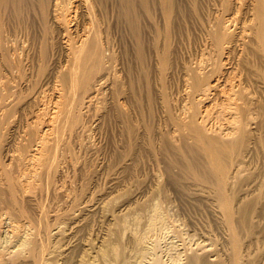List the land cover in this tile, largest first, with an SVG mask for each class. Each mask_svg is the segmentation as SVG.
<instances>
[{"label": "bare ground", "instance_id": "1", "mask_svg": "<svg viewBox=\"0 0 264 264\" xmlns=\"http://www.w3.org/2000/svg\"><path fill=\"white\" fill-rule=\"evenodd\" d=\"M147 1H149V2L151 1V2H153V4H156L159 7V8L158 7H156V8H158V10L161 9L163 11V12H160V13H162L161 15L165 14V16L169 15V13H171V11L175 12V8H176L175 6H177V5H175L174 0H0V15L6 16L5 11H7L8 12L7 18L10 19V20L9 19L7 20L8 24H10L9 26L5 25L7 21L6 22H5V20L3 21V22H5V24H3V27H4V25L6 26L5 29L2 27V24L0 25V27H1L0 28V119L2 118L1 120L3 122L7 121L6 123L8 124V122H10V121H21L22 118H25L28 114L34 113L33 118H35V119H32V121H35L36 125H39L38 123H40V121H45L46 119H48L47 120L48 122H52L50 124L47 123L49 125L48 128H45L44 130H43V128H41L40 133L37 132L38 131L37 128H35V130L34 129L28 130V132H26V135L24 138L22 136L23 134L21 135L23 140H21L22 139L21 138L20 139L21 141L19 144H17L15 147L7 149L5 152V154H7V152H8V154L10 156L9 162H11V165L13 166V169L10 168L9 171L10 172L12 170L14 172L17 171V175L15 176V181H14V179L12 180L11 173H10L11 177L7 176V175L6 176L3 175V178H2V176H1V180L3 179L4 180L3 182L6 183L5 185L8 186V187L6 186L4 188L5 189L8 188V189L6 191H4V188L0 187V189H1L0 204L3 203L2 208L3 207L5 208L4 210L6 211V213H9L7 215H10L11 219H13V222H15L12 225L13 227H16V229H17L19 226L18 223L21 222L25 228L23 227L24 231L22 230L24 232V234H20L19 237L18 236L16 237L18 232H17V234H15V237L17 239L15 240L16 243H14L15 245L12 249H10V250L6 249L7 251L5 250L6 251L5 253H3L4 249L3 250L1 249V251H0V262L1 263H4V264H43L42 262L47 261L46 260L47 257H45V252L48 249L45 250V248H46V245L48 243L46 244L45 240L47 241V238H50V237L46 236V239L44 240V244H45L44 245L42 240L45 238V235H44V238L42 237V235L44 233H46V231H47V233H49L48 229L50 226L49 227L47 226V228H45L46 230L44 229V227L48 223L47 224L45 223V225L43 226V224L41 222L47 221V217H46V219H44L45 218L44 214L42 215L40 213V211H45V210H42V208H45V207L41 206L42 208L40 210H38L40 207L38 209L36 208V211L38 210L39 213L43 217L42 218L43 220L40 219V220H42L41 222H39L40 221L39 218H38V221H36L37 217L35 218V216H36L35 213H33V214H35V215H33V217L35 218V220H34L32 215H30V214H32L31 211H28V209H26V210H27V214L29 212V215L26 214V211H24V210L21 211L22 205L20 206V208L16 207V208H18V209H16L15 206H17L16 205L17 201L14 198V193H15L14 191L16 190V188L14 186H16V185H14L13 182L15 184L17 182H19L21 180V178L26 176L28 171H30L31 175H33V176H35V174H38L37 176L42 175L41 173H43L44 175L46 173L50 176L51 175L50 170L54 171V169L56 172H58V170H56L57 166H55V163H58L59 160H57V159L58 158L60 159V157H57L59 153H57V156H56L57 158L55 157V155H56V152L60 148H62L61 146L66 144V143H64V141H66V137H65V140H63L64 139L63 135L62 136H60V135H61V133H63L62 132L63 130H66V128L67 129L69 128V131L68 130H66V131L71 134V131L75 128L74 127L75 124H73V123L75 121L76 122L80 121L79 120L80 116H81L80 114H83V112L81 113V111H82L81 109L84 108V110H87L85 108H86V105L89 106L88 105L89 99L92 96H95L94 93L96 94L98 92V90L96 89L100 86L99 85L97 87L98 84H101V83L104 84L106 79L107 80L111 79V80H109L110 82L107 84V87H106L108 89L107 91H111V93H112L113 90H116L118 92L119 91L123 92L124 88L126 90L127 86L126 87L124 86V88H122L123 85H122V87L120 86V84L123 83V79H122V83H121V81H119L120 79L117 78V74H115L116 73L115 70H113L115 63L117 64V62H114V60L116 61L117 59H114L115 58L114 52L111 49H114L113 47L116 45H114L115 43H113L112 46L113 45L114 46L113 47L111 46L112 42L110 41V39H112V38H110L109 36H113V35L107 34L108 31L106 30V21H107V19H110L111 17H113L114 18L113 21L115 20L114 22H117L119 24L123 23V26L124 27L127 26L126 29L129 28V31L132 30V33L135 36V31L138 30V29L136 30V28H138L137 26L140 23V22L138 23V21H139V19L141 20V17L139 18V16L137 15L138 12L139 13H141V12L140 11L137 12V9L139 10L140 7L145 8V6L148 5ZM156 5H154V6H156ZM154 6L150 5L148 7L154 8ZM141 8H140L141 11L147 10V9H141ZM156 11H157V9H156ZM151 12H153V11H151ZM26 13H27V16L29 15V17H28L29 19L32 18V17L30 18V15L35 16L34 18H36V20H35L36 22H33L31 20L30 21L33 22L35 25L37 23V26L42 31V35H41L42 39L41 40L39 38L40 35L39 36L37 35V39L39 40V42L43 43L47 39H48V41H50L49 38H52L51 40H53V38H54L59 43V47H60V48H58L59 51L57 50L58 54H56V52H55L56 50L53 52H55L56 56L58 55L59 58H61L62 60L60 59L61 60V62L59 61L60 64L58 63L59 65L56 68H53V70L51 71V72H53V73H51L52 74L51 79L53 81V84L51 83L52 86L49 84L51 87L54 86V88H55L54 90H57L56 88H58L57 95L55 98L52 99L53 101L51 100L52 106H51V109H49V110H51L49 118H46L44 120H42L43 118L41 117V115L42 114H44L45 116L48 115V114L46 115L47 111L44 110L45 107H47L48 103L44 106L45 101H44V103H42L43 99H42L41 95L36 94V96H34L32 98V104H29V105H33L34 106L33 109L29 108V110H27L26 112L19 114L22 107L20 106L21 109H19L20 107L17 108V105L20 103V100H19V98H20L19 94L20 93H18L17 88H20L19 85L21 84L20 82H21V79L23 78V70H24L25 65H27V64H25V62L30 59L29 63H31L33 61L32 59H34L33 54L35 53V51H34L35 47L33 48V46H32L34 43L30 44L31 41L28 37V35L30 33L28 34L29 29H27V28H28V26L30 28L31 25H27V23L29 24V22H27V23L25 22L27 20L26 19L27 17L26 18L24 17V16H26ZM154 13H156V12H154ZM142 14H143V12H142ZM176 15H178V14H176ZM183 15H184V18H183L184 22L191 23V26L194 25V27L197 26L200 30V33H201L200 34L201 40L197 39V41L200 40L199 41L200 46L197 44L200 47V48H198V46H197V48L199 49L198 50L199 54H198V56L195 54L196 58L197 57H199V58L196 59L197 61L194 59L197 62V65L196 66L193 65V66H195V68H193V67L189 68V66H192V65H189L188 67L186 65V67L188 69L186 67H184L185 68L184 70H188L185 72V75H186V76H184L185 81H183L185 83L184 85L187 88V91H185L186 92L185 94H187V92H189V95L190 96L192 95L191 97H193L194 94H196V93L199 94V92H201L202 94H205V96H207L206 95L207 93H211V92H208L209 90H211V89L215 90L217 92V95H218V97L216 98L217 99L216 103H215V107H216L215 111L216 112L211 109V111L212 112L214 111L216 114L214 117L217 116V117H219V119H221L223 117H220V116L228 113V119L227 120L232 121V124H234L231 127L234 130V132L231 130V132L229 133V135L232 133L231 136L226 135L228 133V130H227V133L224 134V136H226V137H221V136H217V135L213 136V135L205 134L202 132V130H200L198 124L195 123L196 120H195V116H194V111L197 108L196 106H195L196 108L191 107L192 109H195L194 111H192V109H191V111L193 113L192 112L188 113L186 111L187 115L190 114V115H188V117H189L188 119H186L184 117L181 119L180 125L182 128L186 129V131H184V138L189 137V138L196 139L199 141V143L202 146H205L204 149H202L203 151L201 150V152L203 153V156H201V157H203L204 160H202L203 159L202 158L201 162H199V164H197L198 166H196V165L192 166V164H189V163L184 164V166L186 168L187 167L191 168L189 166V165H191L193 167V169L194 168L196 169V171L199 170L198 172H200V176H201V177H199V178H201L199 180V182L202 181L201 183H199L200 185H198V187L196 189H194V188L192 189L191 188L192 184L189 183L191 187H189L188 191H190V189H191L193 191L196 190L198 192H201V194L204 192L205 194L203 196L209 198V200H211L213 202L214 206L209 205L210 207H213L212 208L213 211L212 210L211 211L214 212V214H215L214 216L216 218L215 219L213 217V220L215 219V224L213 222V224L215 226L214 225L213 226L216 227V228L213 227L214 228L213 231L216 229L217 230L216 234L218 233V236H214V237H217V239L215 238L216 240L214 241V243H212L213 242L212 241L213 239H211L212 237L209 238V239H211L209 241L210 243H204L202 241L203 238H201L204 234L203 233L204 231L202 230V227H201V230L203 232L200 231V233L202 235H200L201 241L200 240L199 241L202 242L203 244L197 243L198 241L196 242V244H199L198 250L194 249V248H197L196 247L197 245H195V247H193V248L191 245L190 246L188 245V248L185 246L187 248V249H184V250H186V254H185L186 260L184 261L183 264H264V256H261L259 254V249H258L259 248L258 246L263 247V245H264V156L263 155L259 156V155L255 154L257 156L256 158H258V162L261 160V162H259L261 164L255 165L253 163L254 165L250 166L251 161H254V162L256 161L255 157H254L255 160H253L254 153L252 152V150L253 151H254V149L257 151L259 150L256 148L253 149L252 146L255 144L256 145L259 144V146H260V143H258V142L253 143L252 142L253 143V144H251L252 146L251 145L249 146L248 145L249 143L245 142L247 140V138L245 140V136L248 138L250 137V135L248 136V134L245 132L246 130L247 131L249 130L246 127L247 123H245V121L246 122L248 121V123H249V121L251 122V120H253V119L254 120L256 119V121H260V122L264 121V0H184V14ZM109 16H110V18H108ZM165 16H163L164 19L167 18ZM171 16H172V14H171ZM181 16H182V14H181ZM2 20H1V22H2ZM11 20H12V23H10ZM110 20H112V19H110ZM159 20H160V18H159ZM114 22H113V25L116 24L118 26V24L114 23ZM168 22H169V20H168ZM33 23H32V25H34ZM151 23H152V21H151ZM35 25H34V28H33V26H32V28L36 30L38 27L35 28ZM110 25H111V23H110ZM118 27H119L118 29H121L122 26H118ZM2 28L4 30H2ZM32 28L30 30H32ZM108 28H110V27L108 26L107 29ZM113 28H114V26H113ZM116 28H114V29L116 30ZM122 29H124V28L122 27ZM127 31H128V29L125 32L128 33ZM158 31H160V30H158ZM122 32H123V30H122ZM188 32H189V29H188ZM38 33H39V31H38ZM155 33H159V32H155ZM160 33H161V31H160ZM128 34H129L128 36L131 37L129 40H131L133 36L130 35V32ZM190 35H191V33H190ZM29 36L31 38V35H29ZM117 36H118V34H117ZM136 37L138 38V36H136ZM136 37H134V38H136ZM44 38H45V40H44ZM114 42H115V40H114ZM49 43L54 44L52 41H50ZM195 43H197V42H195ZM43 45H44V43H43ZM54 45H53V47H54ZM135 45L138 47L137 44H135ZM115 48H117V47H115ZM194 49H195V47H194ZM109 50H110V52L112 51V53H109L110 55L107 56L106 52H109ZM195 50H197V49H195ZM39 52H41V51H39ZM116 53L117 52L115 50V54ZM47 54H49V53H47ZM47 54L45 56H47ZM50 54H52V53H50ZM38 55L36 57H38ZM41 55H43V52ZM45 56H43V57H45ZM49 57H52V56H49ZM53 57H55V56H53ZM55 58H58V57H55ZM137 59H139V58H137ZM40 61H41V59H40ZM57 61H58V59H57ZM42 63L44 64V62H42ZM31 65H33V64H31ZM129 67L131 68L132 66H128L127 68H129ZM132 69L133 68L125 69V71L126 70L128 71V72L127 71L125 72V76L127 75V77H129V80L134 77L133 76L134 74L132 75V72H131ZM38 72H41V71L39 70ZM42 72H44V71H42ZM47 74H49V73H47ZM129 74H131V75H129ZM131 76H133V77H131ZM135 78L136 77H134V79ZM50 80H49V82H52ZM130 82H132V80L129 81V83H128L131 86ZM124 84H127V82ZM132 84H136V81ZM119 86L121 87V90H118V88H120ZM130 86L128 85V89ZM133 86H135V85H133ZM133 86H131L130 88L132 89ZM136 87L137 86H135L134 95H131V97H129L130 96L129 94H133L132 91L134 90V87L130 93L129 92L127 93L129 96L126 94V96H128L130 98V101L133 100L132 96H135V98H136V96L139 95V94L138 95L135 94L137 91ZM128 91H130V90H128ZM99 92H100V90H99ZM137 93H138V91H137ZM116 94H117V92H116ZM116 94H115V96H112L113 99H117V98H115ZM118 94H120V96H121L124 93H122V94L118 93ZM108 96H110V93ZM190 96L187 95V97H190ZM96 97H97V95H96ZM85 98H87V99H85ZM110 98H111V96H110ZM202 98H204V95ZM137 99H138V97H137ZM138 100H137V103H138ZM48 101H50V100L48 99ZM48 101L46 100V102H48ZM113 101L115 102V100H113ZM113 101H111L110 105L112 104ZM116 101L118 102V100H116ZM191 101H193V100H191ZM195 101H197V100H195ZM108 102H109V99H108ZM114 102H113V104H114ZM131 103H132V101H131ZM131 103L129 105H131ZM117 104L118 103H116L114 105H117ZM192 104H193V102H192ZM192 104H191V106H193ZM114 105H112V106H114ZM134 105H136V104H134ZM132 106H131V108H133ZM184 106H185V104H184ZM47 108H49V107H47ZM89 108H90V106H89ZM119 108H118V110H119ZM124 108H125V110H121V111H126V110L128 111V109H129V107H127L128 109H126V106H124ZM135 108H137V107H135ZM122 109H123V107H122ZM138 110H140V109H138ZM187 110L189 111V109H187ZM129 111H130V109H129ZM43 112H45V113H43ZM133 112L136 113L135 111H133ZM212 112H210V113L212 114ZM184 113H185V111H184ZM186 113L184 115H186ZM202 113H203V111H202ZM136 114H138V113H136ZM200 114H197V116L198 115L200 116ZM207 114L210 115L208 111H207ZM44 115H42V116H44ZM114 116H115V114H114ZM205 116H206V114H205ZM210 116H212V115H210ZM77 117L79 118L78 120H77ZM81 117H83V116H81ZM128 118L129 117H127V119ZM224 118H226V116ZM95 119H93V120H95ZM118 119L119 118L117 117V120ZM134 119H136V118H134ZM199 119H200L199 121L203 120V118L201 119V117H199ZM204 119H205V117H204ZM115 120H116V118H115ZM214 120H216V118ZM219 121H221V120H219ZM224 121H226V120L224 119ZM0 123L2 124V122H0ZM229 123H231V122H229ZM1 124H0V126H1ZM78 124L80 126L81 122H79ZM6 125H5V127H6ZM233 126H235V127L233 128ZM253 126L254 125H252V127ZM259 126H261V124ZM7 127H8V125H7ZM81 129H84V128L81 127L79 129V131ZM75 130L76 129H74V131ZM257 130H258V128H257ZM34 131H36V132H34ZM66 131H64V132L66 133ZM82 131L79 133L82 134ZM5 132H8V131H6V129H5ZM248 132H250V130ZM1 133H2V131H1ZM48 133H52V135H50ZM79 133L78 134L73 133L74 135H78V136H74L72 134L75 138L77 137L76 140L74 139V137L73 138L70 137V135L68 133H67L68 136H67V134L65 136H67L68 138L70 137V140L71 141L74 140V142H75V141H77V139H80V138H78L80 135ZM244 133H246V135ZM253 133H252V135H253ZM249 134H251V133H249ZM0 136H3V134H1ZM61 138H62L64 144L59 145V149H58L57 144ZM250 138H253V137H250ZM253 139H255V138H253ZM1 140L2 139H0V142H1ZM62 140H60V141H62ZM250 140L251 139H249V141ZM71 141H67V143H69ZM77 142L79 143V140ZM81 142H84V141H80V143ZM91 142H88V144L90 143V145H93V147H94V145L96 143L95 142L91 143ZM79 144L77 147H79ZM81 144H83V143H81ZM84 144H83V146H84ZM66 145L67 146L65 149H67L68 145L72 149L71 144H66ZM72 145H73V141H72ZM74 145H75V143H74ZM87 145L85 144V146H87ZM256 145L253 147H256ZM97 146H99V145H97ZM56 147L58 150L56 149ZM69 147H68L67 151L65 150L66 154L71 151V149ZM88 147L90 148L91 146H88ZM88 147H85V148H88ZM236 147L240 148V149L237 148L238 149L237 150L238 152L236 151L237 152L236 155L238 154L237 156L233 155V151ZM63 148H64V146H63ZM83 148H81V150ZM85 148H84V150H85ZM89 148L86 149V151H88ZM69 149H70V151H69ZM74 149L76 150V148H74ZM92 149L93 148H90L91 154L93 152ZM97 149H99V148L97 147ZM81 150H78V151L81 152ZM60 151L62 152L63 149L59 150V152ZM250 152H251V154H250ZM96 153L97 152L95 151L93 154L96 155ZM259 153H261V152H259ZM61 154L62 153H60L59 156H61ZM66 154H64L60 160H62V159L65 160L64 158L66 157L65 156ZM257 154H258V152H257ZM73 155L74 154H72V158H73ZM83 155H85V153ZM68 157H66V159ZM89 157H91V156H89ZM56 160H57V162H56ZM63 160L61 161V163L63 162ZM67 161H69V159H67ZM258 162H255V163H258ZM58 164H56V165H58ZM65 164H66V161H65L64 165ZM61 165L62 164H60V166ZM61 168H57V169H61ZM0 170H1V172H0L1 174L2 173L8 174L7 173L8 168L6 169L5 165H3V164L0 165ZM4 170H6V172H4ZM55 173H53V176ZM14 174H13V176H14ZM59 175H60V173H59ZM30 176H29V178H30ZM53 176H51V177H53ZM43 177H42V179H43ZM37 178H38V180H41V179H39L40 177H37ZM48 178L51 179L50 177H48ZM31 180L32 179H30V182H31ZM38 180L36 179L35 181H38ZM44 180L48 181L47 179H44ZM26 182L23 181V183L22 182L21 183L19 182V183L22 184V186L24 185V183H26L28 185L30 184V182H28V180ZM39 182H37V183L40 187L43 182L42 183L41 182L39 183ZM62 183H64V182H62ZM197 183L198 182H196V184ZM18 184H17V186L19 187ZM44 184H45V181H44ZM46 184L44 185L45 188H47L48 185L50 186V188H52L51 182H49V184H48V182H46ZM1 185H2V183H1ZM28 185H26V186H28ZM32 185L30 184V186H32ZM63 185L64 184H62L61 187H63ZM195 185L193 187H195ZM11 186H13L12 189L15 188L13 191H11ZM26 186H24V187H26ZM33 187L35 190L38 186H36V187L33 186ZM44 187L42 184L43 191H44ZM61 187H57V188H61ZM186 187L188 188L187 185H186ZM28 188H29V186H28ZM30 188H32V187H30ZM17 189H19V188H17ZM67 189H69V188H67ZM22 190H24L23 187H22ZM22 190H20V192ZM37 190H38L37 192H39L38 194L40 195V190L38 188H37ZM47 191L49 192V190H47ZM47 191H45V194L47 193ZM50 191H52V190H50ZM188 191H186V194ZM35 192H36V190H35ZM190 192H188V193L190 194ZM64 193H66L65 189H64ZM70 193H72V192H70ZM21 194H23V193H21ZM35 194H37V193H35ZM48 194L49 193H47V196H48ZM73 194L75 195L76 193H73ZM73 194H70V199L74 198L73 201L78 204V202L75 201V199L78 198V195L74 196ZM41 195H44V194L41 193ZM67 195H69V194L67 193ZM71 195H72V197H71ZM64 196H65L64 198L67 197L66 194ZM199 196H201V195H199ZM36 198H38V199H36V202H38V201L41 202L42 197L39 198V196H38ZM44 198L45 197H43L42 201H44V200L46 201V199H44ZM107 198H110V197H107ZM68 199L66 198V202L68 201ZM70 199H69V201H70ZM60 200H61V198H60ZM85 200L86 199H84V201ZM73 201L71 200L70 202L73 203ZM84 201H83L82 205H85V203H87V201L92 203V200L87 199V201H85V203H84ZM101 201H99V202H101ZM44 202H41V203L44 204ZM60 202L62 203V201H60ZM103 202H106V201H103ZM41 203H39V204L42 205ZM209 203H211V202H209ZM77 204H75V205H77ZM86 205H88V204H86ZM124 205H126V204H124ZM36 206H37V204H36ZM43 206H45V205H43ZM74 207H76V206H74ZM79 207L81 208L83 206H79ZM127 207L128 206H126L125 208L127 209ZM210 207H209V211H210ZM84 208H85V206H84ZM63 210H65V209H63ZM66 210H67V208H66ZM70 210H72V209H70ZM80 210L81 209H79V211ZM96 210L97 211H95V212H98V209H96ZM88 211H91V207L88 209ZM45 212H47V211H45ZM76 212H75V214H76ZM53 213H55V212L53 211ZM63 213L65 216V211H63L62 214ZM91 213H94V211ZM91 213L88 212V215ZM115 213H113V214L115 215ZM118 213H116V215ZM59 214H61V213L59 212ZM72 215H74V213ZM114 215L112 217H110V219L112 218L111 220L114 219L113 218ZM121 215H122V213H121ZM121 215H118V216H121ZM27 216H30L31 218H28ZM40 216H38V217H40ZM76 216H74L75 218H74L73 222L71 221V223L74 224V227L76 229V231H74V233L77 232L79 229H81L82 225H84V227H83L84 230H86V229H87V231L90 230L89 228L85 227V224H83V220L81 222V218L85 217V215H83L82 217H79V214H78V218ZM89 216H91V215H89ZM89 216L87 218L90 219ZM94 216L95 215L93 214V218H95V220H96L95 222H97V223H98V221L101 222V220L97 221L98 218L96 216L95 217ZM93 218L91 219L92 221L94 220ZM115 218H116V216H115ZM161 218H162L161 214L154 213L153 216L151 217V219H149V224H153L156 222L157 219L161 220ZM82 219L85 220V218H82ZM89 219H87V220H89ZM118 219H119V217H118ZM122 219L120 218V220H122ZM21 220H23V221H21ZM103 220H104V218H103ZM103 220L101 223L105 222V221L103 222ZM114 220L116 221L117 218ZM9 221H11V220H9ZM115 221H112V226L111 225L109 226L106 224L108 227V231H106L107 233H105L106 236L104 235V237H102V238H104V240L105 239H108V240L107 241L105 240L106 241V243H105V241L103 242V239H102V242L104 243L103 247H101L103 244L102 243L101 245H99L100 247L97 245L98 247H96V248H98V249L94 250L93 249L94 246L89 245L91 247V248L90 247L89 248L92 249V252H95V255L91 256L92 259L90 257H89L90 259H88V256H87V259L84 258V254H86V251L81 247V249H83V252H85L82 255L83 259L78 260L79 258H82V257H78L79 256L78 252L76 253V255L78 254V256H77L78 258L73 259L74 255L71 252L72 256H70L68 253V251H70V250H67L66 252L68 255L65 254V255H67V257L65 256L66 261L64 260V262L66 264H96L97 262H100L99 260H101L102 264H111L112 260L114 262L115 259H117V260H118V258L120 259V257H122V255H121L120 250L118 248L119 246H117V245L119 244L118 243V241H119L118 235H119V233L122 234V230H121L122 227L120 224L119 226L121 229L119 228V226H118V228L121 231L117 230V228H115L117 226L114 227V225H116V223H117V221L116 222ZM80 222L82 223L81 226L79 224ZM85 222H86V220H85ZM107 222H105V223H107ZM40 223H41V225H40ZM89 223L91 224L90 221H89ZM89 223L87 221L86 224H89ZM105 223H104V225H105ZM108 223L111 224L110 222H108ZM119 223L120 222H118L117 224H119ZM78 224L81 228L79 226H77ZM101 225H103V224H101ZM10 226H11V224H10ZM91 226L92 225H90L89 227H91ZM99 226H100V224H99ZM205 226H203V227H205ZM40 227L41 228L43 227V229H42V231L44 232L43 234H41L42 232H41ZM21 228H22V226H21ZM70 228H72V227L70 226ZM100 229L103 230L105 228H100ZM11 230L12 229H10V231ZM82 230H80L79 233ZM106 230H107V228H106ZM14 231H16V230H14ZM205 232L206 233L204 236H207L206 238H208V236L210 234L208 232H210V231H208V230L206 231V229H205ZM11 233L13 234L15 232H11ZM83 233H85V232L83 231ZM87 233L89 234V231ZM112 233L115 236L112 237V239H110L111 238L110 235ZM211 233H212V231H211ZM72 234H73V232H72ZM100 234H104V233L101 232ZM107 234L110 236V238ZM206 234H208V235H206ZM69 235H68L69 237L67 236L68 239L71 238V236H72L71 233ZM73 235H75V234H73ZM81 235L84 236L83 234H81ZM11 236H13V235H11ZM143 236H144L143 233L137 235V240H135V242H134L135 245L133 244L134 245L133 260L128 259L131 256H129V257L125 256V259L126 258L127 259L123 260L121 258L120 260H118L117 264H141V262H143L144 258H146V256H148L149 253L150 254L153 253L152 251L151 252L147 251V250L152 249V247H148L143 243L144 242ZM78 237H80V235ZM78 237H76V238L79 240L80 238H78ZM60 239H62V238H60ZM72 239L75 240L74 238H72ZM209 239H207V240H209ZM78 240H76V241H78ZM81 240H82V237L79 240V243ZM48 241H49V239H48ZM65 241H66V238H65ZM204 241H206V240L204 239ZM11 242L12 241L10 240V243ZM70 242H71V240H70ZM81 242H83V240ZM98 242L101 243V240ZM63 243L69 244L67 242H64V240H63ZM79 243H76V245ZM73 244H74V242H73ZM212 244H213V246H212ZM52 245H54V244H52ZM47 248H48V246H47ZM50 248H52V246ZM89 248H88V250H89ZM257 249H258V251H257ZM50 250H48V253ZM52 250H55V249H52ZM72 250H74V249H72ZM51 251H50V253H52ZM74 251H73V253H74ZM55 253L57 255V251ZM81 254L82 253H80V255ZM261 254H263V253H261ZM5 255H8V256L5 257ZM63 255H64V253H63ZM76 255L74 256L75 258H76ZM94 256H97L99 260L96 261L97 258ZM50 257H51V255H50ZM53 257L55 258L54 254H53ZM54 258L52 259L53 261H54ZM148 258L150 260L147 262L148 264H165L164 261L160 258V256L158 254H154L153 257H151V258L148 257ZM55 259H57V258H55ZM61 260H63V259H61ZM173 261L177 262L178 257L173 258ZM113 262H112V264H114ZM65 263H62V264H65ZM44 264H46V263L44 262ZM98 264H100V263H98Z\"/></svg>", "mask_w": 264, "mask_h": 264}, {"label": "rangeland", "instance_id": "2", "mask_svg": "<svg viewBox=\"0 0 264 264\" xmlns=\"http://www.w3.org/2000/svg\"><path fill=\"white\" fill-rule=\"evenodd\" d=\"M150 2L147 1V3H148V5H146L147 7L146 6H145V8L140 7L141 9H147V10L141 11L140 8H139V10L137 9V12L138 11L141 12V13L138 12L139 14L137 13L139 18L141 17V20L139 19V21H138V23L140 22L139 23L140 25L138 24V26H137L138 28H136V30L137 29L138 30L135 31V36L132 33V30L129 31V28H127L128 29L127 32L128 33L130 32V35L133 36L132 37L133 40L132 39L129 40L131 37H129L128 36L129 34L125 32L127 30L126 25H125L126 27H124L123 23H121L122 24L121 25L117 22H114L115 21V20L113 21L114 18L113 17L110 18L111 15L108 18H110L112 20L107 19V21H106V30L108 31L107 34L113 35V36L108 35L110 38H112V39H110V41L112 42V43L110 42L111 46L113 43H115L114 45H116V46L113 45L114 47L113 46L112 47L114 49H111L114 52V57H115L114 59H117L116 61L114 60V62H117V64L115 63L113 70H115V72H116L115 74H117V78L120 79L119 81H121V83H122V79H123V83L120 84V86L122 87V85H123L122 88H124V86L125 87L127 86L126 90H125V88H124L123 92H121V91L118 92L116 90H113L112 93H111V91H107L108 90L106 88L107 84L110 82L109 80H111L109 78H108L109 80L106 79V81H105L106 83L104 82V84L103 83L98 84L97 87L100 85L98 87L99 89L96 88L98 90V92L96 94L94 93L95 96H92L88 101L89 102L88 105L90 106V108H89V106L86 105L85 109H87V110H84V108L81 109L82 110L81 113L83 112V114H80V113L79 114L83 117L80 116V119H79L78 118L79 116H78L77 120L79 119L80 121H77V122L75 121L73 123V124H75L74 129H76V130L74 131V129H73L71 131V134H70L69 132L66 131V130L69 131V128L68 129L66 128V130L62 131L64 134L61 133V135H60V136L63 135V138H64L63 140H65V137H66V141H64V143L71 144L72 149L69 147V145H68V147L71 149L72 152L69 149V151H70V152H68L69 154L68 153L66 154V151L68 150V147H67V149H65L67 146L66 144L63 145L64 148H63V146H61L62 148L59 149V145L64 144L63 140L61 138L60 140H62V141L59 140L57 147L59 150L63 149V151L59 152V150L56 147V149L58 151L56 152L55 157L57 156V153H59V154L62 153L61 156H59V154L57 156V157H60V159H61V157L64 154H66L65 155L66 157H68V156L70 157V158L69 157L67 158V159H69L70 162L67 161L66 157L64 156L65 160L62 159L64 163L66 161V164L64 165L63 162L61 163L62 160H60L58 158L57 160H59L60 162L58 161L59 164L55 163V166H57V168H61V167L62 168L57 169L55 167L56 170H58V172H56L55 169H54V171L50 170V174H51L50 176L46 173H45V175L43 173H41L42 175L37 176L38 174H35V176H33V175H31L30 171L27 170L28 175L26 174V176H24L25 178L24 177L21 178V180L19 182L23 183V181L26 182L27 180H28V182H30V179H32L31 180L32 183L30 182L31 185L33 184L32 186H30V184L29 185L26 184L27 182L24 183L23 186L19 182H17L16 184L13 182V184L16 186L19 183L18 184L19 187L14 186L16 188V190L14 191L15 192L14 198L17 201L16 202L17 206H15V208L16 207L20 208V206L22 205L21 211L24 210V211H26V214H27L26 209H28V211H31L32 214H30V215H32V217H33V215L36 214V216H35V218L37 217L36 221H38V218H39V220L42 219L43 214L45 217L44 219H46V217H47V221L49 220L48 222L47 221L41 222L43 219L39 221L43 224V226L45 225V223L46 224L48 223L44 227V229L47 228V226L48 227L50 226L48 229L49 233H47V231H46V233H44L42 231L43 227L42 228L40 227L41 232H42L41 234L44 233L42 235V237L44 238V235H45V238L42 241L44 244V240L46 239V236L50 237V238H47V241L49 239L48 242L45 240V243L46 244L48 243L46 245L45 250L46 249H48V250L55 249V250H52V251L50 250V251L54 254L55 258H57V259H55L53 257V254L50 253V251L48 253V250H46L45 257L48 258V259L46 258L47 261H44L46 264H62V263H65L64 260L66 261V257L68 255L66 252L67 250H70V251H68L70 256H72V254L75 256L76 253L78 252L79 256H78V254L76 255V258L73 256V259H77L78 257H82L83 253H85V252H83V249H84L86 251V254H87V255L84 254V258L87 259V256H88V259H90V258L92 259L91 256L95 255V252H92V249H90L91 248L90 246L93 245L94 248L93 247L92 248L95 250V249H98L96 247L101 245L105 240L106 241L108 240V239L104 240V238H102V237H104L105 233H107L106 231H108L107 225L112 226V221H115L114 219H116V218H117V220H116L117 223L118 222H120V223L119 224L116 223V225H114V227L117 226V227H115V228H117V230L121 229L119 226L120 224L122 227V229H121L122 234L119 233V235H118V240L120 242L118 241L119 244L117 246H119L118 248H119L120 253L122 255V257H120V259L122 258L123 260L125 259V256L126 257L131 256L128 259L133 260V256H134L133 249H134V245H135L134 242H135V240H137V235L142 234V233L144 235L143 236V240H144L143 243L148 247H152V249L147 250V251H150V252L152 251L154 254H158L160 256V258L164 261L165 264H183L184 261L186 260V258H185L186 257V255H185L186 250H184V249H187L188 245L189 246L191 245L192 248L195 247V245H197L196 246L197 248H194V249L198 250L199 244H196V242L198 241L197 243L203 244L202 242H200L201 238H203L202 241L204 243H210L209 241L211 239H213L212 243H214V241L217 239V237H214V236H218V233L216 234L217 230L215 229L214 230L215 232L213 231V229L216 228V227H214L216 218L214 216L215 215L214 212H212L213 207H210V206H214L213 202L211 200H209V198L203 196L205 194L204 192L201 194V192H198L196 190L193 191L190 189L191 192L188 191L189 187H191L189 183L192 184V187H191L192 189L193 188L196 189L198 187V185H200L199 183L202 182V181L199 182V180L201 179V178H199V177H201L200 172H198L199 170L196 171V169L195 168L193 169L192 166H195V165L198 166L197 164H199V162H201V159L203 158V157H201V156H203V153L201 152V150L204 149L205 146H202L199 143V141L196 139L189 138V137L184 138V131H186V129L182 128L180 123H181V119L183 117L186 119L189 118L188 115H190V114L187 115L186 111L188 113L189 112L191 113L192 111L195 110L192 108L197 107L195 110L196 112L194 111V116H195V120H196L195 123L198 124L200 130H202V132L205 134L213 135V136L217 135V136H221V137H226V136H224V134L227 133V130H228V133L226 135H229L231 130L234 132V130L231 128L232 125H234V124H232V121L227 120L228 119V113L220 116L223 118L226 116V118H224L226 121H224L223 118L219 119V117H217V116L214 117L216 115L215 114V112H216L215 111L216 110L215 103L217 100L216 98L218 97L217 92L215 90H212V89L209 90L208 92H211V93H207L206 94L207 96H205V94H202L201 92H199V94L198 93L194 94L193 97H191L192 95L191 96L189 95V92H187V94H185L186 93L185 91H187V88L184 85L185 83L183 81H185V79H184L185 78L184 76H186L185 72L188 70H184L185 69L184 67H186V65H187V67L189 65H192V66H189V68H192V67L195 68V66L197 65L196 59H198L199 57L196 58V55L198 56V54H199L198 48H200L199 47L200 46L199 41L201 40L200 39L201 33H200V30L197 26H195L197 28L196 29L194 27V25L191 26V23L184 22V19H183L184 18V15H183L184 14V0H174L175 5H177V6H175L176 7L175 12L171 11V13H169V15H166V16H165V14L161 15L162 13H160V12H163V11L161 9L158 10L159 7L156 4H153V2H151V3ZM149 4L151 6L152 5L153 6L156 5V6H154V8L153 7L149 8L148 7V6H150ZM156 7H158V8H156ZM156 9H157V11H156ZM151 11H153V12H151ZM142 12H143V14H142ZM154 12H156V13H154ZM5 13H6V16L4 15ZM5 13L3 14L5 17L0 15L1 16L0 17V25L2 24V27H3V24H5V22L9 19V18H7L8 12L5 11ZM180 13L182 14V16ZM171 14H172V16H171ZM176 14H178V15H176ZM163 16H165L167 18L164 19ZM24 17L25 18L27 17L26 18L27 20L25 22L26 23L29 22V24L27 23V25H31L30 28H29V26L27 28V29H29L28 34L30 33L29 35H31V38L29 35H28V37L31 41L30 44L34 43L32 46H33V48L35 47L34 48L35 53L33 54L34 59H32L33 61L31 60L32 61L31 63H29L30 59L25 62V64H27V65H25L24 70H23V78L21 79V82H20L21 84L19 85L20 88H17L18 93H20L19 94L20 95V98H19L20 103L18 104L19 106L17 105V108L20 106L22 107V109H21V107L19 108V109H21L19 114L26 112L27 110H29V108L33 109L34 106L29 105V104H32V98L34 96H36V94L41 95V97L43 99L42 103H44V101H45L44 106L48 103L47 107H49V108L45 107V109H44L45 111H47L46 115L48 114L47 115L48 117L45 116L44 114H42V115H44L45 117L41 115V117L43 118L42 120H44L46 118H49L50 111H51L49 109H51V106H52L51 100L53 98H55L57 95L58 88H56L57 90H54L55 89L54 86L51 87L53 84V81L51 79V77H52L51 73H53V72H51V71L53 70V68H56L62 60L61 58H59L58 55L56 56V54H58L57 50L60 47H59V43L54 38H53L54 41L51 40L52 38H49V40L52 41L55 45L49 43L50 41H48V39L45 40V38H44L45 42H43L44 45H43V43L39 42V40L37 39V35L38 36L40 35L39 38L41 40L42 39V37H41L42 31L37 26V23H36V25L33 23V22H36L35 21L36 18H34L35 16L30 15V18L31 17L32 18L29 19L28 18L29 15L27 16V13H26V16H24ZM159 18H160V20H159ZM1 20H2V22L5 20V22L2 23ZM30 20L33 22H31ZM168 20H169V22H168ZM151 21H152V23H151ZM113 22L117 23L118 26H122L124 29H122V27H121V29H118L119 27L116 24H115L116 26L113 25ZM10 23H12V20L10 21ZM32 23L35 25V28L38 27L37 28L38 30L33 29L34 25H32ZM110 23H111V25H110ZM7 24H8V21L6 22L5 25L6 26L10 25V24H8V25ZM5 25L3 27L4 29L6 28ZM32 26H33V28H32ZM108 26L110 28L107 29ZM113 26H114V28L117 27L116 30L113 28ZM3 28H2V30H4ZM31 28H32V30H30ZM187 28L189 29V32H188ZM122 30H123V32H122ZM158 30H160L161 33ZM38 31H39V33H38ZM155 32H159V33H155ZM116 33L118 34V36ZM190 33H191V35H190ZM136 36H138V38ZM134 37H136V38H134ZM197 39H200V40L197 41ZM114 40H115V42H114ZM195 42H197V43H195ZM135 44H137L138 47ZM53 45H54V47H53ZM197 46H198V48H197ZM115 47H117V48H115ZM194 47L197 50H195ZM115 50L117 52L116 54H115ZM39 51H41V52H39ZM53 51H55L56 54ZM112 51L110 52V50H109V52H106V55L107 56L110 55L109 53H112ZM42 52H43V55H41ZM47 53H49V54H47ZM50 53H52L53 55ZM46 54H47V56H45ZM37 55H38V57H36ZM43 56H45V57H43ZM49 56H52V57H49ZM53 56L58 57V58H55ZM137 58H139V59H137ZM40 59L42 62H44V64L40 61ZM57 59H58V61H57ZM31 64H33V65H31ZM193 65H195V66H193ZM128 66H132L131 68H133L132 69L133 71L131 70V72H132V75L134 74L133 76L136 77L135 78L136 80L134 79L133 76H131L133 78L130 80H129V77H127V75L125 76V72L127 71V70L125 71V69H131L130 67L127 68ZM39 70L41 72H38ZM42 71H44V72H42ZM47 73H49V74H47ZM129 75H131V74H129ZM49 80L52 82H49ZM131 80H132V82H130L131 86H133V85L137 86L136 89H137L138 93L136 91L135 94L136 95L139 94L138 96H136V98H135V96H132L133 100H131V101L133 104L131 103L130 98H129V97H131V95H134V91H135V86H133L134 87V90H133V87L131 89L130 84H128L129 81H131ZM135 81H136V84H132ZM126 82H127V84H124ZM128 85L130 86L129 89H128ZM121 87L118 88V90H121ZM127 89L130 91H128ZM99 90H100V92H99ZM131 91L133 92V94H129L130 95L129 96L127 93L128 92L130 93ZM116 92H117V94H116ZM109 93H110L111 98H110V96H108ZM118 93H121V94L124 93V94L120 96V94H118ZM115 94H116L115 98H117V99L112 98V96H115ZM126 94L129 97L126 96ZM96 95H97V97H96ZM187 95L190 97H187ZM203 95H204V98H202ZM137 97L139 100L137 99ZM44 98L47 101H48V99L50 101L46 102V100ZM85 99H87V98H85ZM108 99H109V102H108ZM110 100L111 101L115 100V102L113 101L114 104H116V103H118V104L114 105L112 102V104L110 105V103H111ZM116 100H118V102ZM137 100H138V103H137ZM191 100H193V101H191ZM195 100H197V101H195ZM192 102H193V104H192ZM130 103H131V105H129ZM134 104H136V105H134ZM184 104H185V106H184ZM191 104L193 106H191ZM112 105H114V106H112ZM116 106L117 107L119 106L121 108L120 109L118 107L120 111L118 110V108ZM124 106H126V109H128L127 107H129L130 111H129V109H128V111L127 110L121 111V110H125ZM131 106L133 108H131ZM122 107H123V109H122ZM135 107H137L140 110H138ZM187 109H189V111ZM191 109H192V111H191ZM211 109L214 110L215 112L214 111L212 112ZM133 111H135L138 114L134 113ZM184 111H185L186 115H184L185 114ZM202 111L204 114L202 113ZM207 111L213 117L208 115ZM210 112H212V114ZM43 113H45V112H43ZM33 114L34 113L28 114L25 118H22L21 121H10L11 123L8 122V124L6 123L7 121L3 122L1 120L2 118L0 119V122H2V124L0 123L1 124L0 130L2 128L4 129V130L3 129L1 130L2 133L0 131V133L3 134V136H0L1 137L0 139H2L0 142V165H2V164L5 165V168L6 169L8 168L7 173L9 174L8 175L6 173H4V174L0 173L1 174L0 175V185L2 183V185L0 186L1 188H4L7 186V185H5L6 183L3 182L4 180L3 179L1 180V176H2V178H3V175L10 176V173H11L12 180L14 179V181H15V176L17 175V171L16 172H14L13 170L11 172L9 171L10 168L13 169V166L11 165V162H9L10 156H9L8 152H7V154H5L6 150L10 149L12 147H15L17 144H19L20 141L23 140V138L25 137L26 132H28V130H33V129L35 130V128H37L38 129L37 132L40 133L41 128H43V130H44L45 128H48V126H49L48 124L52 123V122H48L47 121L48 119H46L45 121H40V123H38L39 125H36V122L32 121V119H35V118H33ZM114 114H115V116H114ZM197 114H200V116L199 115L197 116ZM205 114H206V116H205ZM117 117L119 118L118 119L119 121L117 120ZM127 117H129L128 119L130 121L127 119ZM199 117H201V119L203 118V120L199 121L200 120ZM204 117H205V119H204ZM115 118H116V120H115ZM134 118H136V119H134ZM215 118H216V120H214ZM217 118L221 121H219ZM93 119H95V120H93ZM253 120H251V122ZM79 122H81V124L82 123L83 124L82 125L80 124V126H79V124H78ZM229 122H231V123H229ZM251 122L249 121V123H248V121L247 122L245 121V123H247L246 124L247 129L250 130V132H248L249 130L248 131L246 130L245 132L248 134V136L250 135V137H253L256 140L253 138H250V137L248 138L245 136V140L247 138V140L245 142L249 143L248 144L249 146L255 142L260 143V146H259V144H257V145L255 144L256 147H253L255 145H253V146L251 145L253 149L254 148L259 149L258 151L255 149H254V151L252 150V152L254 153L253 160H255L254 157L256 158L257 157L256 155H259V156L263 155L264 156V153H263L264 152V121L260 122V121H256V119H255L252 123ZM5 123L8 125L9 128L7 127V125ZM4 124L6 125V127ZM260 124H261V126H259ZM252 125H254V126L252 127ZM79 127L80 128L83 127L84 129H81L79 131V129H80ZM234 127L235 126H233V128ZM257 128H258V130H257ZM5 129L8 132H5ZM64 131H66V133ZM81 131H82V134L79 133ZM34 132H36V131H34ZM67 133L72 138L74 136H78V135H74V134L79 133L81 135V136L79 135V137H78L80 139H77V141L79 140V143H80V141H84L81 143H83V144L85 143L87 145L88 142L92 141L91 143L95 142L96 146L94 145V147H95L94 148L93 145H90V143L87 146H85V144L83 146V144L80 143L82 145L81 146L77 141L74 142V140H72L73 141V145H72V141L70 140V137L69 138L67 137L68 136ZM246 133H244V134L246 135ZM249 133H251V134H249ZM252 133H253V135H252ZM48 134L52 135V133H48ZM66 134H67V136H65ZM21 135L23 136V138L21 137ZM231 135H232V133L229 136H231ZM76 138L74 137L75 140H76ZM249 139H251V140L249 141ZM67 141H71V142L67 143ZM74 143H75V145H74ZM77 143L79 144L80 148L77 147L78 146ZM97 145H99V146H97ZM88 146H91L90 148H93L92 154H91L90 148ZM73 147L76 148V150ZM83 147L84 148L88 147L89 150L86 151V149H88V148H85V150H84ZM97 147L99 149H97ZM81 148H83V149L81 150ZM237 148L238 147H236L234 149L233 155H236V153L238 152L237 150L240 149V148H238V149ZM78 150H81V152ZM94 150L97 152L96 155L93 154L95 152ZM256 151L258 152V154ZM259 152H261V153H259ZM84 153H85V155H83ZM72 154H74L73 158H72ZM250 154H251V152H250ZM89 156H91V157H89ZM57 160H56V162H57ZM202 160H204V158ZM251 162H250V164H251L250 166H252L254 164L255 165L261 164V163H259V162H261V160L258 162V158H256V161H255L258 163H255L254 161H251ZM185 163L192 164V166L189 165L191 168H189V167L186 168L184 166ZM56 164H58L59 166ZM60 164H62V165L60 166ZM0 172H1V170H0ZM4 172H6V170H4ZM12 173L13 174L15 173L14 176ZM53 173H55L54 176H53ZM59 173H60V175H59ZM29 176H30V178H29ZM36 176L40 177L39 179H41L42 181L38 180V178ZM43 176L44 177L46 176L47 178L46 177L44 178ZM51 176H53V177H51ZM42 177H43V179H42ZM48 177H50L51 179H49ZM36 179L38 181H35ZM44 179H47V180L49 179V180L46 181ZM39 181L41 183L43 182L42 183L43 187L46 184V182H48V184H49V182H51L52 188H50V186L48 185L47 186L48 189L44 187V191H43L42 184L39 187V185L37 183ZM44 181H45V184H44ZM62 182H64V183H62ZM196 182H198V183L196 184ZM62 184H64L63 187H61ZM20 185L24 188L25 191L22 190V187ZM26 185H28L29 188ZM186 185L188 186V188L186 187ZM194 185H195V187H193ZM24 186H26V187H24ZM33 186H35V187L38 186L37 188L40 190V195H41V193L44 195L40 196L38 194L39 192H37L38 191L37 188L35 189L36 190V192H35ZM12 187L13 186H11V191H13L15 189V188L12 189ZM30 187H32V188H30ZM57 187H61V188H57ZM17 188H19V189H17ZM67 188H69V189H67ZM7 189L4 188V191H6ZM64 189H65L66 193H64ZM20 190H22V191L20 192ZM47 190H49V192ZM50 190H52V191H50ZM45 191H47V193H49L48 196H47V193L45 194ZM186 191L190 192V194L187 192V194H188L187 195ZM0 192H1V189H0ZM70 192H72V193H70ZM21 193H23V194H21ZM35 193H37V194H35ZM67 193L69 195H67ZM73 193H76V194L74 195ZM65 194L67 196L66 197L67 199L68 198L70 199V194H73L74 196L78 195V198H77L78 200L75 199V201H77L78 204L73 201L74 198L70 199V201L72 200L73 203H71L69 201V199L66 202V198H64ZM199 195H201L202 197ZM38 196H39V198L42 197L41 198L42 200H43V197H45L44 198V199H46V201L44 200L45 202L41 200V202H44V204L41 203L40 201H38V202L41 203L42 205H40L38 202H36V199H38L36 197H38ZM71 197H72V195H71ZM107 197H110V198H107ZM60 198H61V200H60ZM84 199H86L85 201H87V199L92 200V203H90L89 201H87V203H85ZM82 200L84 201L85 205H82L83 204ZM60 201H62V203ZM99 201H101V202H99ZM103 201H106V202H103ZM208 201L211 203H209ZM35 203L37 204V206ZM74 203L77 205H75ZM99 203L100 204L102 203V204L100 205ZM2 204H0V251H1V249L2 250L4 249L3 250L4 252L3 251L2 252L5 253L7 250H10L14 247V245H15L14 243H16L15 240L17 239L16 237L17 236L19 237L20 234H24V232H23L24 226L22 225L21 222H19L18 228L20 230L18 228L16 229V227H13L12 225L15 222H13V219H11L10 215H7L9 213H6V211L4 210L5 209L4 207L2 208V206H3ZM86 204H88V205H86ZM124 204H126V205H124ZM43 205H45V206H43ZM41 206L45 207V208H42ZM74 206H76L77 208ZM79 206H83V207L80 208ZM84 206H85V208H84ZM124 206L125 207L128 206L129 208L127 207V209H126ZM90 207H91V211H88V209ZM209 207H210V211H209ZM18 208H16V209H18ZM36 208L37 209L39 208L38 210H40L42 208V210H45L47 212L40 211V213L42 214L41 215L38 210L36 211ZM66 208H67V210H66ZM63 209H65V210H63ZM70 209H72V210H70ZM79 209H81V210L79 211ZM96 209H98V212H95V211H97ZM92 210L94 211V213H91V212H93ZM53 211L55 213H53ZM63 211H65L66 217L64 216V213L62 214ZM87 211L91 213L89 215H91L92 217L88 215ZM59 212L61 214H59ZM75 212H76V214H75ZM115 212L116 213L119 212L120 214L118 213L116 215ZM33 213H35V214H33ZM45 213L46 214L48 213V214L46 215ZM73 213H74V215H72ZM77 213L79 214V217H82L83 215H85V217H82V218H85L86 222L82 218H81V222L83 220V224H85V227L90 229V230H88L89 234L87 233L88 231L86 228H85L86 230H84V228H83L84 225L81 226V224H82L81 222L79 224L82 228L78 224L77 226H79L81 229H79L77 232L79 233L80 230H82V229L83 230L79 234L77 232L74 233V231H76V229L74 227V224L71 223V221L73 222V220L75 218L74 216H76V215H77L76 217L78 218ZM113 213H115V215ZM121 213H122V215H121ZM154 213L161 214L162 218H161V220L157 219L156 222L153 224H149V219H151V217L153 216ZM93 214L98 218V219L96 218L97 221L101 220V222H102V220L104 218L103 222L104 221L107 222L109 220L108 222H110L111 224H109L108 222L107 223L104 222L105 225L107 224L105 226L104 223H101L100 221H98V223L101 226L100 227L99 224L97 222H95L96 220H95V218H93ZM27 215H29V212ZM113 215H114V217H113L114 219L111 220L112 218L110 219V217H112ZM118 215H121V216H118ZM38 216H40V217H38ZM88 216L90 217V219L87 218ZM115 216H116V218H115ZM27 217L31 218L30 216H27ZM118 217H119V219H118ZM213 217L215 218L214 220H213ZM35 218L33 217L34 220H35ZM92 218L94 219L93 221L91 220ZM120 218L121 219L123 218L122 219L123 221L120 220ZM87 219H89V220H87ZM9 220H11V221H9ZM21 221H23V220H21ZM87 221H88V223H89V221L91 222V224L89 223L90 225H92L91 227H89L90 226L89 224H86ZM213 222H214V224H213ZM41 223H40V225H41ZM10 224L13 228L10 226ZM101 224H103V225H101ZM20 225L22 226V228ZM202 225L203 226L206 225V226L203 227ZM70 226L72 228H70ZM118 226L120 229L118 228ZM201 227H202V230L204 232L201 230ZM100 228H105V229L102 230ZM106 228H107V230H106ZM10 229H12V230L10 231ZM13 229L16 231H14ZM205 229H206V231L207 230L210 231V232H208V233H210L208 238H206L207 236H204L206 233ZM83 231L85 233H83ZM200 231H202L204 233L203 234L204 237L200 236V235H202L200 233ZM211 231H212V233H211ZM11 232H15V233L12 234ZM17 232L19 235L17 234ZM72 232L75 235H73ZM101 232L104 234H100ZM70 233L73 237L71 236V238L68 239L67 236ZM15 234H17L16 237H15ZM81 234H83L84 236H82ZM11 235H13V236H11ZM79 235H80V237H78ZM112 235H113V233L110 235L111 238L108 235L110 239H112V237L115 236V235H113V236ZM206 235H208V234H206ZM75 236L80 238V239L82 237L83 242H81L82 241L81 240L79 243L80 239L78 240ZM60 238H62V239H60ZM65 238H66V241H65ZM72 238H74L75 240H73ZM209 238H211V239H209ZM102 239H103V242H102ZM204 239L206 241H204ZM207 239H209V240H207ZM10 240L12 241L11 243H10ZM63 240H64V242H67L69 244L63 243ZM70 240H71V242H70ZM76 240H78V241H76ZM100 240H101V243L98 242ZM106 241H105V243H106ZM73 242L75 245L73 244ZM76 243H79V244L76 245ZM52 244H54V245H52ZM50 245L52 246V248H50L51 247ZM103 245H104V243L102 244L101 247H103ZM47 246H48V248H47ZM63 246L64 247L66 246V247L64 248ZM212 246H213V244H212ZM81 247L83 249H81ZM258 247H259L258 248L259 254L261 256H264V252H263L264 251V245H263V247L261 246L262 248L260 246H258ZM71 248L74 249L75 251L72 250ZM88 248H89V250H88ZM258 249H257V251H258ZM56 251H57V255L55 253ZM73 251H74V253H73ZM71 252H72V254H71ZM260 252L263 254H261ZM63 253H64V255H63ZM80 253H82V254L80 255ZM153 253L152 254L149 253L148 256H146V258H144L143 262H141V264H148L147 262L150 261L148 257H150V258L153 257L154 256ZM65 254H67V255H65ZM50 255H51V257H50ZM6 256H8V255H5V257ZM52 257L54 258V261L52 260L53 259ZM94 257L97 258L96 261L99 260L97 256H94ZM177 257H178V261L174 262L173 258H177ZM60 258L63 260H61ZM80 259H83V257L79 258L78 260H80ZM120 259L118 258V260H120ZM115 260H114V262L112 260V262L114 264H117L118 260L117 259H115ZM99 261L100 262H97L96 264H98V263L102 264L101 260H99ZM44 262H42V263L44 264ZM112 262H111V264H112ZM1 264H4V263H1Z\"/></svg>", "mask_w": 264, "mask_h": 264}]
</instances>
